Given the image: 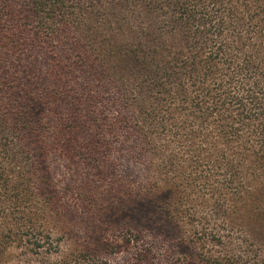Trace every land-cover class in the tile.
I'll return each mask as SVG.
<instances>
[{
    "label": "trees",
    "instance_id": "trees-1",
    "mask_svg": "<svg viewBox=\"0 0 264 264\" xmlns=\"http://www.w3.org/2000/svg\"><path fill=\"white\" fill-rule=\"evenodd\" d=\"M158 205L197 263L264 264V0H0V254L97 210L59 263L106 264V229L154 264Z\"/></svg>",
    "mask_w": 264,
    "mask_h": 264
},
{
    "label": "rangeland",
    "instance_id": "rangeland-1",
    "mask_svg": "<svg viewBox=\"0 0 264 264\" xmlns=\"http://www.w3.org/2000/svg\"><path fill=\"white\" fill-rule=\"evenodd\" d=\"M101 195V194H100ZM99 201V204L107 205L112 199L105 197ZM80 206V205H79ZM73 207V205H72ZM138 205H133L132 208H137ZM79 208V207H78ZM162 211V206L158 205L155 209H152L151 212H147L142 220H139L134 226L136 228H141L143 232V237L151 245L153 253V263L154 264H199L197 263L191 254L195 251L192 246L184 244L180 238V235H177L175 231L173 234H170L172 229H167L164 227L165 223L161 218L163 216L160 214ZM97 210L93 211L94 216L87 218L83 211H80L79 216L82 217L78 220L77 226L74 228V233L76 235V241L71 240L65 244H61L60 251L58 255L52 254L48 255L46 258L43 256H36L23 251L22 249L10 248L0 254V264H62L61 261L62 252L68 254L73 248H80L86 243H92L99 239V232L101 231V223L96 216ZM158 213V215H156ZM154 216L153 217L151 216ZM125 217L119 216L114 218L113 225L115 227L123 228V221ZM112 225V226H113ZM133 225V224H132ZM133 229V226H131ZM102 232L106 233L105 236H100V238H106L109 245L113 246V250H108L103 254H99V257L104 259L106 264H137L135 262V250L131 247L123 246L122 242L113 237L109 230L103 229ZM205 250L215 251L216 248L212 247L209 244L205 247ZM254 247L252 250V256H259V251ZM257 256V257H258ZM67 258H63L62 261H66ZM84 264V263H82Z\"/></svg>",
    "mask_w": 264,
    "mask_h": 264
}]
</instances>
